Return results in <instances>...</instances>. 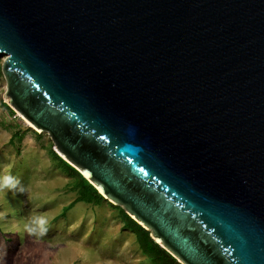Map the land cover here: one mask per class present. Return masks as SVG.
<instances>
[{
  "label": "water",
  "instance_id": "95a60500",
  "mask_svg": "<svg viewBox=\"0 0 264 264\" xmlns=\"http://www.w3.org/2000/svg\"><path fill=\"white\" fill-rule=\"evenodd\" d=\"M4 98L180 264H264V0H0Z\"/></svg>",
  "mask_w": 264,
  "mask_h": 264
},
{
  "label": "rangeland",
  "instance_id": "374dc122",
  "mask_svg": "<svg viewBox=\"0 0 264 264\" xmlns=\"http://www.w3.org/2000/svg\"><path fill=\"white\" fill-rule=\"evenodd\" d=\"M5 57L0 54V264H153L125 224V210L104 197L79 200L77 179L54 155L49 134L6 103Z\"/></svg>",
  "mask_w": 264,
  "mask_h": 264
},
{
  "label": "trees",
  "instance_id": "16d2710c",
  "mask_svg": "<svg viewBox=\"0 0 264 264\" xmlns=\"http://www.w3.org/2000/svg\"><path fill=\"white\" fill-rule=\"evenodd\" d=\"M53 153L64 164L69 173L76 177V186L82 192L81 197L78 198L79 200L100 201L103 199V196L98 192V190L92 184H90L75 168L61 159L54 151ZM71 205L72 204L65 207L62 213H65L71 207ZM125 224L131 227L134 232H136L142 250L152 259L153 264H180L172 255H170L166 250H164L152 240L149 231L145 230L127 214Z\"/></svg>",
  "mask_w": 264,
  "mask_h": 264
},
{
  "label": "bare ground",
  "instance_id": "6f19581e",
  "mask_svg": "<svg viewBox=\"0 0 264 264\" xmlns=\"http://www.w3.org/2000/svg\"><path fill=\"white\" fill-rule=\"evenodd\" d=\"M20 115V114H19ZM20 116H22V115H20ZM25 119V118H24ZM26 120V119H25Z\"/></svg>",
  "mask_w": 264,
  "mask_h": 264
}]
</instances>
